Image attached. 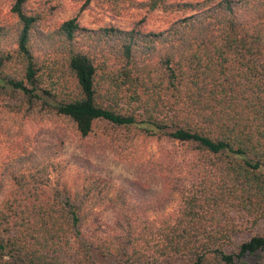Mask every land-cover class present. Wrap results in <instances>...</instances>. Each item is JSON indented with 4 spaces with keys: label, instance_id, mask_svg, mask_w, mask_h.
Returning a JSON list of instances; mask_svg holds the SVG:
<instances>
[{
    "label": "trees",
    "instance_id": "1",
    "mask_svg": "<svg viewBox=\"0 0 264 264\" xmlns=\"http://www.w3.org/2000/svg\"><path fill=\"white\" fill-rule=\"evenodd\" d=\"M28 2L12 0L14 23L0 28V97L69 118L82 137L104 123L131 144L161 143L165 188L123 199L107 232L87 223L110 181L72 190L50 164L15 159L0 174V264H264V233L250 234L264 220V0H97L176 16L160 32L73 18L47 32L45 56ZM175 194L177 207L158 213Z\"/></svg>",
    "mask_w": 264,
    "mask_h": 264
},
{
    "label": "rangeland",
    "instance_id": "2",
    "mask_svg": "<svg viewBox=\"0 0 264 264\" xmlns=\"http://www.w3.org/2000/svg\"><path fill=\"white\" fill-rule=\"evenodd\" d=\"M171 1L198 3L206 0ZM219 1L213 0L214 3ZM11 4L12 0H0V28H11L14 23ZM27 9L42 19L36 44L43 56L49 54L54 45L46 36L47 32L53 33L61 23L73 18L81 28L93 31L114 27L124 31L160 32L166 30L176 16L160 10L148 11L145 7L126 9L122 15L119 11L124 10L123 7L100 6L97 0H91L88 5L86 0H29ZM6 46L13 48L11 41ZM126 139L124 130L104 123L98 124L90 136L82 137L69 118L38 106L32 108L20 96L0 97V174L12 168L15 159L19 161L17 169L44 161L51 165L49 170L56 171L52 179L56 180L60 172L72 190L81 189L89 176H98L113 184L107 202L90 212L87 228L93 221L94 226L97 222L110 232L115 228L123 199L147 202L159 197L165 188V175L156 165L164 151L163 145L140 136L135 138L134 144ZM1 181L8 184V178H1ZM123 190L127 193L120 195ZM178 204L179 196L175 194L158 213H169ZM252 233H264V220L250 230Z\"/></svg>",
    "mask_w": 264,
    "mask_h": 264
}]
</instances>
